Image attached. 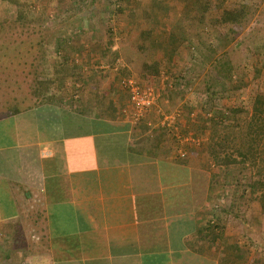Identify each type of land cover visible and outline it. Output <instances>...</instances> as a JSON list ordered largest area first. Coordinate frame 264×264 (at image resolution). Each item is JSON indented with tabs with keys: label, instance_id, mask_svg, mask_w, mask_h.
<instances>
[{
	"label": "crops",
	"instance_id": "0c3cea01",
	"mask_svg": "<svg viewBox=\"0 0 264 264\" xmlns=\"http://www.w3.org/2000/svg\"><path fill=\"white\" fill-rule=\"evenodd\" d=\"M90 23L102 34L88 56L105 59L112 41ZM81 34L68 37L72 59L89 51ZM80 62L75 73L97 82L58 79L61 99L0 115V264H252L214 213L213 168L182 116L152 139L163 116L152 110L136 126L115 83Z\"/></svg>",
	"mask_w": 264,
	"mask_h": 264
},
{
	"label": "rangeland",
	"instance_id": "374dc122",
	"mask_svg": "<svg viewBox=\"0 0 264 264\" xmlns=\"http://www.w3.org/2000/svg\"><path fill=\"white\" fill-rule=\"evenodd\" d=\"M22 1L36 6L35 8L38 11L37 18L35 16L32 17L35 22H29V27L25 30L10 28L6 33L5 31L0 32L2 36L9 37L16 31L17 35L22 38H19L21 40L32 38L35 28L33 24L35 23L39 25L37 28L39 32H36L44 39H46L47 34H49V37L52 34V38L55 39V32H61V30H67L72 36H77L81 33L83 35L85 32L87 35L90 34L92 38L90 37L91 40L86 43L85 47L89 51L86 52L87 54L81 52L82 58L75 56L78 58V60L75 58L76 65H81L80 61H82L85 66H92L99 72L105 73L106 76L103 75L104 78L99 80L101 84L104 82L115 83L114 86L117 89L115 94H120V98H125L126 103L129 100V96L128 92L121 86L123 78L133 76L141 85L155 88L161 93V98L163 99L160 105L163 116H169L177 110L182 111L183 122L186 124L185 130L197 134L195 138L199 151L203 150L204 152L207 148V143L203 144V142L205 137L208 138L209 136L212 117L226 115L223 109L233 106L236 103V99L240 97L244 99L254 96L259 91L264 94V0H250V4H244L242 3L243 1L239 0H209V5L212 6L213 11L209 13L210 17L207 15L208 19L205 18L203 22L204 26L208 28V35L197 37L189 32L187 33V35L189 34V40L187 41L183 31L186 30L188 32L189 29H193L192 24H197L198 21L196 19L200 16L196 11L199 5L195 0H148L145 5L141 6L142 8L139 11H134L129 6V0ZM41 12L44 15L39 20ZM5 15H8L9 19H13L17 15V7L14 1L0 0V22ZM42 20L46 21L40 24ZM137 20L145 21L148 25L152 23L153 27L157 28V32L159 31V34L155 31L152 35V40L147 46L148 55L151 58L153 55L162 58V55L165 54L162 69L165 70L170 66L176 73L185 72L184 78L187 82L181 81V83L179 81L180 85H173L174 88L168 90L174 82H171L165 74L159 77L149 76L145 78L129 65L126 56L132 47L131 42L126 41L124 46H122V42L119 39L126 35L128 27L129 31L131 30ZM128 21L129 24L127 26L125 22ZM95 22L99 24V28H101V24L104 25V34L107 36L105 40L113 43L112 46L103 50V54L107 55L105 59H90L88 56L94 51L95 43L97 42L93 37L96 35L101 37L100 34H102L100 30H96L97 32L94 33L92 28L87 31V24L90 23L95 28V25H97ZM69 23L74 25L70 26L71 24ZM67 26L69 28H66ZM211 26H213L212 29ZM70 27H73V29L71 28L70 30ZM74 27H77V30ZM121 30L125 33L122 32L120 34ZM164 34H166V37H164ZM174 38L180 39L175 41L173 40ZM16 42L18 40L11 43V46L7 45V43V46L1 47L0 45V49L2 48L0 50V65H9V68H11L6 74H3L4 76L0 74V95L3 90H6L7 85L15 87L16 94L19 95L21 94L18 90L20 87L28 91L32 78L27 74L31 67V57L28 54L25 56L19 55L17 58L14 57L15 54L23 52L19 50L18 47L20 45ZM238 42L242 43L237 45ZM70 44H72V41H70ZM28 45L25 44L22 49L28 47ZM43 45L47 59L46 61L41 60L39 64L42 68H47L51 65L48 55L51 52H55V44L53 43L52 46L48 43ZM103 45L106 46V42H103ZM236 46L240 47L236 48ZM173 48L179 49V51L174 53L175 55L172 56L174 59L172 63H169L170 56L168 54L171 50H174ZM249 48L253 52L252 59L247 56ZM226 50L230 52L228 57L235 63L236 72L232 80L220 78V75L213 67L215 59ZM11 55L14 57L13 59L10 57ZM129 71L131 72L130 76ZM87 76L90 77L89 74ZM82 77L84 78V76L77 75L76 82L83 80ZM58 79L59 85L68 83L72 85L71 82L75 78H72L71 74H66ZM207 81L214 83L218 96L228 94V92H223L225 89L241 88L232 90L230 92L232 95L228 97L224 95L215 101H211L212 99L210 100L208 94H206ZM243 88L245 90L244 93L241 92ZM1 99L2 97L0 96ZM183 103L186 105L182 108L181 104ZM184 118H186V121ZM175 129H177L176 126H174ZM184 132L183 129L182 133L184 134ZM205 142H207V139ZM206 157L203 159H207L206 163L211 164L213 168L214 213L221 214L224 218L226 217L230 231L234 232L235 236H237V232L239 233L240 239L243 241L242 244L245 246L243 251L247 260L252 258V264L255 262L256 264H264V216L261 220L251 217L253 203H251V206L244 205V207H240L242 211H240L239 215H236L238 211H235V205H232L237 203V201L236 203L234 201L235 197L239 198L242 196L241 188L238 191H235V188L251 182V172L244 164L219 166L211 158ZM241 201H244V198ZM232 207H234L233 210ZM227 208L231 209L230 213L232 211L233 213L225 212L224 209L226 210ZM242 214H245V218H242Z\"/></svg>",
	"mask_w": 264,
	"mask_h": 264
},
{
	"label": "trees",
	"instance_id": "16d2710c",
	"mask_svg": "<svg viewBox=\"0 0 264 264\" xmlns=\"http://www.w3.org/2000/svg\"><path fill=\"white\" fill-rule=\"evenodd\" d=\"M13 1L17 7V15L13 19H9L8 15H5L0 22V32L5 31L6 33L10 28L25 30L29 27V22H35L32 18L33 16L36 17L38 14L35 5L22 0H12V2ZM146 1L148 0H129V6L134 11H139L142 8L141 6L146 4ZM195 1L199 5V7L196 8V11L200 16L196 19L198 23L192 24L193 29H189L188 32L186 30L183 31V33L186 35V41L189 40V34L187 35V33L189 32L197 37H201V35H208V28L204 26L203 22L205 18L208 19L207 15H210L209 13L213 11V8L211 5H209V0ZM239 1H243L242 3L244 4H250V0ZM43 15L44 13L41 12L39 20L42 19ZM45 21L42 20L40 24ZM37 24H39V22H37ZM69 24L72 25L73 23ZM153 24L155 23L153 22ZM38 26L39 25H36V23L33 24V27H35L33 30L34 36H32V38L29 37L28 39L21 40L22 38L20 37V35H17L18 33H16V31L13 32L14 34H11L9 37L2 36V34H0L1 47L5 46L6 43L7 45H10L11 43L15 42V40H18V42H16L20 45L18 48L23 52L15 54L14 57L17 58L19 55L25 56L27 54L29 55V57H31V67L29 68L27 74L32 77L28 86V91L27 89L22 87L18 88L19 92L21 93L20 95L16 94L17 91L15 87L9 85L6 86V90H3L0 95L2 97V99L0 100V115L10 113L18 114L20 112H24L32 105H37L38 103L42 102L44 103L46 100H50L52 98H55L56 96L58 99H61V92L57 90L58 87L55 84L58 78L64 77V75L66 74L71 73L72 78H75L71 83L72 85H75L77 79V74L75 73V71H77L78 67L76 65L75 59H72V53L70 55V53L66 52L65 49L68 37L70 38L71 36L70 32H67V30H61V32L57 31L55 32V39L52 38V34L50 35V37L49 34H47L46 39H44V37H41L37 33L39 32L37 31ZM212 27L213 26H211V29ZM155 31L157 32V28L153 27L152 23H149L148 25V23L145 21L137 20L136 24L128 33H126V35L121 40L122 46H124L126 41L131 42L132 47L129 49V53L126 57L129 65L132 66L134 70L138 71L143 77H159L165 74L166 77L171 80V82H174L172 83L171 87L168 88V90H171L172 88H174L173 85H180L179 83L181 81L187 82V80H185L184 78L185 72L180 71V73H176L170 66L163 70L162 65L164 56H166L165 54L162 55V58H158L155 55H153V57L151 58V56L148 55L147 46L151 42L152 35L155 33ZM157 34H159V31L157 32ZM164 37H166V34H164ZM179 39L180 38H174L173 40L176 41ZM46 43L51 46L54 43L55 52H51V54L49 53L48 55L49 59L51 60L49 61L51 65H49V67L47 68H42L39 63L41 62V60L46 61L47 59L46 52L43 48V44ZM240 43L242 42H238L237 45H239ZM25 44L29 45L28 47L22 49ZM112 45L113 43L110 44L109 42V46ZM238 47L240 46H236V48ZM175 49L171 50L168 54L170 56L169 63H172L174 59L172 56L175 55L174 53H177L179 51V49H176L177 51ZM229 53L230 52H227L226 50L220 56H218L217 59H215L213 67L220 75V78L222 77L227 80H232V77L234 76L236 70L235 63H233L231 58L228 57ZM247 54V56L252 59L251 56L253 55V52L250 50V48L247 50ZM10 57L12 59L14 58L12 55ZM1 66L2 65H0V74L2 75L6 74L7 71L11 69L9 68V65L2 67ZM130 75L131 72L129 71V76ZM84 78H86V81H91V83H95L98 81V78L94 76L88 77L86 74H84ZM239 88L241 87H234L229 89L224 88L225 90L223 92H228V94L226 93L218 96V92L215 88L214 83L211 81H207L206 94H208L210 100L212 99L211 101H215L217 98H221L224 95H227V97L232 95L230 92ZM241 92H245L244 88L241 90ZM101 94L103 95L104 92H102ZM101 94L99 95L101 96ZM185 105L186 104L183 103L181 104V107L183 108ZM223 110L224 112H226L224 113L226 115H222V117L217 116L211 118L209 136L207 138V142H203V144L207 143V148L204 152L203 150L199 151L197 158L199 159V162H201V165H203V167L210 165L206 163L207 159H203L206 156V158H211L212 161H214V163L219 166L244 164L251 172L252 180L251 182L239 185L237 188H235V191H238V189L241 188L242 196L239 198L235 197L234 201L235 203L237 201V203H233L232 205H235V211H238L236 215H239L240 211H242V208L240 207H244V205L251 206V203H253L252 206L254 212L252 210L251 217H255L261 220V218L264 216V94L259 91L254 96H249L244 99H241L240 97L236 99V103L233 106H229L227 108H224ZM179 113V117L182 116L181 119H183L184 116L182 111H179ZM184 120L186 121V118H184ZM142 122L143 121H140L135 125H139L140 127L142 126ZM136 128H134V130H136ZM156 131L154 132L152 139L160 136V134L167 135L170 133H174L176 129L174 130L173 127L163 125L158 127ZM195 136L194 139H196ZM151 137L152 136H150L149 139ZM202 159L203 161H201ZM243 198L244 201H241ZM233 208L234 207H232V210ZM230 210L228 208L226 210L224 209V211L227 213H230ZM232 213L233 211L230 214ZM242 218H245V214H242Z\"/></svg>",
	"mask_w": 264,
	"mask_h": 264
},
{
	"label": "built area",
	"instance_id": "2783aa9c",
	"mask_svg": "<svg viewBox=\"0 0 264 264\" xmlns=\"http://www.w3.org/2000/svg\"><path fill=\"white\" fill-rule=\"evenodd\" d=\"M121 86L128 92L129 96V105L123 110V113L128 116L129 121L133 122L134 124L139 123L146 117L148 113L152 112V110H156L162 116L164 115L160 108L162 100L161 93L155 88L141 85L140 82L133 76L123 78L121 80ZM179 116L180 113L178 110L169 116H163L162 121H164L162 124L174 127L177 125L176 121ZM180 137L184 141L186 136L180 135ZM180 155L182 157L185 156L186 151L180 149Z\"/></svg>",
	"mask_w": 264,
	"mask_h": 264
}]
</instances>
